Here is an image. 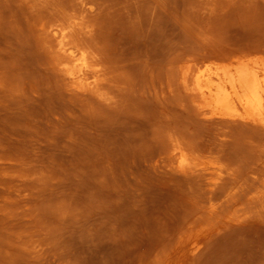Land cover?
I'll return each mask as SVG.
<instances>
[{
    "label": "rangeland",
    "instance_id": "1",
    "mask_svg": "<svg viewBox=\"0 0 264 264\" xmlns=\"http://www.w3.org/2000/svg\"><path fill=\"white\" fill-rule=\"evenodd\" d=\"M197 1L52 0L91 11L96 48L121 63L111 99L99 100L72 95L48 70L33 2L0 0V264H264L263 185L246 184L251 145L198 117L170 72L264 53V0ZM173 137L223 165L213 194L175 170Z\"/></svg>",
    "mask_w": 264,
    "mask_h": 264
},
{
    "label": "bare ground",
    "instance_id": "2",
    "mask_svg": "<svg viewBox=\"0 0 264 264\" xmlns=\"http://www.w3.org/2000/svg\"><path fill=\"white\" fill-rule=\"evenodd\" d=\"M30 2H33L32 4H30L31 8L34 9L36 13L38 12L37 17L35 18L36 21L33 24V28L35 31L34 33H36L37 38L39 40L41 49L43 50V54L48 59V63H47V60L45 61L47 63L48 70L56 74V76L58 75L60 79H62V81L65 83L66 89L69 92H71L72 95H77L78 97L80 95V96H84V98L90 96V97H95L99 100H110L111 99L110 90H113L114 88L118 87V82L114 79L112 74L115 73L117 70L121 69L120 68L121 66L118 65V63L120 62L118 61L117 63L115 59L112 60V59L103 57L101 55L103 51H100L101 52L100 53L99 50L96 48L93 42L95 38L93 26L88 22L87 16L84 15V13L87 14V12H85L84 9L82 11H79L80 9L78 10L76 6L71 7V8L64 7L67 4H65L64 6L62 5V6L56 7L54 9L50 8L52 5V0H30ZM196 2L198 1L196 0ZM135 4L133 3V5ZM23 6H25V4H23ZM132 8L134 7L132 6ZM152 8L153 7H151V9ZM162 8H163V5H162ZM50 9L52 10L49 12ZM154 10L152 12H154ZM160 11H158L159 14H160ZM45 12L46 14H44ZM88 12L91 13V11H88ZM149 13L150 12L146 13V15H150ZM146 15L144 16L146 17ZM29 21L31 20L29 19ZM29 27L31 26L29 25ZM205 47H203V49ZM98 48L100 49V47ZM200 51L203 52V50H200ZM249 52L248 53L247 52L246 53L236 52L237 54L234 53V55L232 56H230L231 55L230 54L229 57H216L215 56L216 57L215 59H212L209 62H206L204 64H200L199 62H197L198 60L195 61L194 59L192 61L182 63L179 66L172 67L170 72L173 71L177 75V79H176L177 82L175 81L177 84L176 86H178L177 88H180L184 92L185 94L184 98L186 97L189 99V107L193 109V111L198 117H201L205 120L216 119L219 121V123H223V125L226 124L230 126L231 128H233L232 130L233 135H236L237 137L243 136L247 139L248 143H250L251 145L250 146L251 151L248 154V157H249L248 159H251V160L248 161L247 163V166H248L247 172L249 175L246 174L248 175L247 176L248 182L246 184L248 188L258 183L262 184L263 185L262 193L264 194V53H262L261 51L260 52L254 51L250 53ZM182 55H185V54L182 53ZM117 57H120V56H117ZM160 66H159V69H160ZM128 69H126L125 71H128ZM164 70L162 72H164ZM121 71L122 70H120L119 72L122 73L123 75V72ZM153 73H156V72H153ZM124 74H127V73H124ZM128 75L129 74H127V76ZM131 76H134V75H131ZM3 83L5 82L3 81ZM173 85H172V88L175 87ZM10 89L11 88H9L8 90L7 88L8 91H10ZM130 89L131 87L129 88V90ZM181 90H178V91H181ZM170 91L173 92V90H170ZM127 92L128 91H126V93ZM155 92L153 91V94ZM170 94L171 93H169L168 95ZM180 96L182 95L180 94ZM175 98L177 99V97ZM70 99H73V98H70ZM170 101H168V103H170ZM175 104L176 103H174V105ZM218 130H219V127H218ZM169 144L171 147V151H170V154L168 153V155H170V158L174 161L172 163L174 164L173 166L175 170L183 172L184 175L188 174V175L197 177L205 181V184L208 187L209 193L214 192L217 188H219L222 185L225 179H222L221 181L215 180V176L218 174H221V172L224 169L223 165L219 161L207 163L205 161L200 160L197 153L193 151L191 148H189L188 145L185 144L181 139L173 137L170 140ZM170 158L168 157V159ZM169 166H170V163H169ZM234 175H233V178H234ZM23 184L24 183L22 182V185ZM246 184L244 186H246ZM243 190L245 191L246 189L243 188ZM218 192H221V191H218ZM236 192L237 190L235 191V193ZM210 197L213 198V195ZM210 197H209V200H210ZM185 242L186 240L183 239L181 242V245L185 244ZM200 248H201L200 242L192 241L191 247L189 248V250L192 253H196L200 250Z\"/></svg>",
    "mask_w": 264,
    "mask_h": 264
}]
</instances>
